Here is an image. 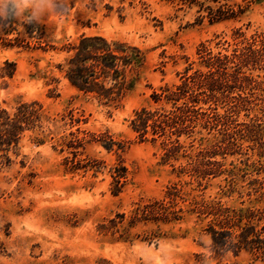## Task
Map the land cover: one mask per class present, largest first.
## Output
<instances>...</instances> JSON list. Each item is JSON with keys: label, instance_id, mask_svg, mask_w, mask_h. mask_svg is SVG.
<instances>
[{"label": "rangeland", "instance_id": "obj_1", "mask_svg": "<svg viewBox=\"0 0 264 264\" xmlns=\"http://www.w3.org/2000/svg\"><path fill=\"white\" fill-rule=\"evenodd\" d=\"M249 1L252 5L241 21L210 25L206 20L195 23V9L166 0H57L55 13L31 18L42 30L41 48L14 45L30 40L25 31L28 20L9 19L11 28L6 29L0 25V72L5 69V61L16 63L12 78L0 76V104L12 109L20 102L38 101L47 118L46 131L41 136L45 143L36 145L26 136L17 155L9 154L12 163L0 166V264L246 261V257L236 260L231 256H211L209 239L204 233L206 221L198 219L190 209L193 199L202 198H221L229 205L239 206L242 199L238 191H247L248 180L241 176L247 172L249 178L257 177L252 164L264 163V156L259 157L256 148L247 151V155L228 156L223 162L226 172L198 187L187 175H178L179 166L185 165L186 159L164 163L159 142H140L130 121L142 107H159L153 101V93L178 84L189 64L193 70H205L197 56L200 44L207 45L213 53H229L232 47L217 43L232 42L234 29L240 28L246 37L264 33V0ZM81 35L127 42L146 52L141 78L119 109L78 93L59 70L58 65L66 56L65 47ZM253 75L264 80V71H254ZM261 108L256 107L250 116L263 114L264 122ZM68 110L84 122L71 127L62 121ZM245 114L241 112L237 120L247 121ZM77 127L96 133L108 131L116 140L126 142V148L115 153L98 144H87L84 154L101 161L100 170L68 171L62 164L67 153L59 151L61 138ZM215 135L201 130L188 151L192 153L200 144L207 145V140ZM185 142L188 145L190 140ZM240 142L244 148L252 145L248 140ZM217 159L223 161L221 157ZM120 163L127 169V182L115 195L112 175ZM229 170L238 174L236 191L230 197ZM262 176L264 173L258 175ZM173 183L184 193V201L177 200L175 207L183 209L182 221L130 223L129 216L136 204L162 199ZM102 225L108 230L100 231Z\"/></svg>", "mask_w": 264, "mask_h": 264}, {"label": "trees", "instance_id": "obj_2", "mask_svg": "<svg viewBox=\"0 0 264 264\" xmlns=\"http://www.w3.org/2000/svg\"><path fill=\"white\" fill-rule=\"evenodd\" d=\"M166 1L195 9V23L206 20L210 25L241 21L252 5L249 0ZM0 25L4 29L11 28V21L0 20ZM25 29L30 40L14 45L41 48L40 27L31 21ZM12 31L19 33L16 28ZM217 45H227L232 49L229 53H213L207 45L200 44L197 56L205 70H193L192 64H189L178 84L165 86L160 93H153V101L160 104L159 107H142L134 112L130 121V128L140 142H159L164 163L186 159L185 165L179 166L178 175H187L198 187L226 172L223 162L228 156L247 155V151L254 148L259 157L264 156L263 114L250 116L256 107H262L260 111L264 112V80L260 79V75H253L254 71H264V33L255 32L246 37L240 28L234 29L232 42L224 40ZM64 51L66 56L58 68L68 84L78 93L112 109H119L139 82L146 60V52L138 46L108 40L100 35H81ZM4 64L5 69L0 76L12 78L16 63L7 60ZM219 109L223 112L220 113ZM241 112L246 113L247 121L237 120ZM46 120L43 105L38 101L20 102L12 109L0 104V166L12 163L9 154L17 155L26 136L36 145H43L45 137L41 136L46 131ZM61 120L71 127L74 123L84 122V119L74 116L72 110L63 114ZM198 128L200 131H197ZM201 130L216 135L207 140V145L200 144L191 153L188 149L194 147L195 135L201 134ZM186 140H190L188 145ZM242 140H248L252 145L244 148ZM92 143L115 153L124 152L126 148V142L116 140L108 131L96 133L77 127L61 138L59 151L67 153L62 159L66 170H100L102 162L84 154L86 145ZM252 166L257 177L249 178L247 172L242 174V178L248 179L247 191H238L242 199L239 206L229 205L221 198H202L199 201L193 199L190 209L198 219L206 221L204 233L209 239L211 256L217 259L229 256L236 260L247 258L233 264L264 262V176L258 177L264 173V163L257 161ZM228 173L231 178L227 196L230 197L236 191L234 183L238 174L233 170ZM112 180V193L116 195L127 182V169L121 163L114 167ZM183 194L178 184H171L162 199L136 204L129 216L130 223L168 224L182 221L183 209L175 207L177 200H183ZM106 230L107 227L100 226V231Z\"/></svg>", "mask_w": 264, "mask_h": 264}, {"label": "clouds", "instance_id": "obj_3", "mask_svg": "<svg viewBox=\"0 0 264 264\" xmlns=\"http://www.w3.org/2000/svg\"><path fill=\"white\" fill-rule=\"evenodd\" d=\"M57 0H0V20H28L44 13H55ZM28 13V16H25Z\"/></svg>", "mask_w": 264, "mask_h": 264}]
</instances>
